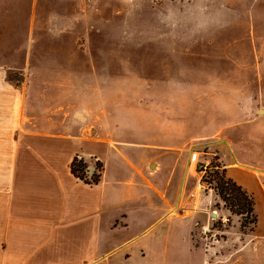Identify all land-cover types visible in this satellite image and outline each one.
Returning a JSON list of instances; mask_svg holds the SVG:
<instances>
[{
    "label": "rangeland",
    "instance_id": "rangeland-1",
    "mask_svg": "<svg viewBox=\"0 0 264 264\" xmlns=\"http://www.w3.org/2000/svg\"><path fill=\"white\" fill-rule=\"evenodd\" d=\"M261 7L264 0H0L4 81L76 89L77 161L87 179L104 165L101 186H69L76 200L110 196L138 176L152 182L157 200L175 201L183 191L199 204L181 221L167 212L172 221L130 246L168 230L180 250L190 246L182 240L193 223L191 245L211 249L207 261L264 264V29L254 13ZM200 165L252 173L243 183L251 189L254 226L226 208L208 179L197 190ZM186 206L177 201L172 209ZM122 210L127 231L89 238L81 224L58 239V254L49 243L37 261L53 264L58 256L80 264L78 247L92 244L99 254L152 224L151 217L141 221L140 208ZM201 254L183 264H201Z\"/></svg>",
    "mask_w": 264,
    "mask_h": 264
},
{
    "label": "crops",
    "instance_id": "crops-1",
    "mask_svg": "<svg viewBox=\"0 0 264 264\" xmlns=\"http://www.w3.org/2000/svg\"><path fill=\"white\" fill-rule=\"evenodd\" d=\"M254 10L264 29V7ZM4 77L0 71V258L4 256L6 259L7 254V264H44L37 261V255L48 250L46 245L50 243V250L58 254V239L66 234L73 236L75 227L81 224L87 225L89 238L127 231L129 219L122 213L126 207L140 208L144 214L141 221L146 224L151 217L152 224L124 242L115 241L99 254L94 249L92 251L91 241V246L78 247L73 253L80 258V264H183L184 257L186 260L188 255L198 252L202 253L201 264H246L207 261L211 249L191 245L193 223L189 233L184 234V239L182 237L183 242L190 239V246L180 250L171 246L168 230L155 232L142 245L130 246L156 225L165 220L172 221L166 218L167 212L181 221L184 216L171 213L172 205L177 201L178 204L191 205V208L199 204L196 200H189L188 195L183 196V191L175 201L157 200L152 182L138 176L135 178L138 182L130 179L125 182L128 189L110 193V196L103 193V197L95 201L76 200L69 188L72 183L89 188L101 186L104 174L103 165L100 180L93 185L85 184L71 174V163L77 159L76 112L73 107L76 89L13 85L5 82ZM232 167L235 165L222 167L227 177L244 190L251 191L249 184L243 183V178L252 180V173ZM130 187L139 188L142 194H134ZM110 210H118L111 219L106 217ZM16 238L18 240H13ZM162 238L166 244L156 245ZM64 261L61 263L58 256L51 260L53 264H69Z\"/></svg>",
    "mask_w": 264,
    "mask_h": 264
},
{
    "label": "trees",
    "instance_id": "trees-1",
    "mask_svg": "<svg viewBox=\"0 0 264 264\" xmlns=\"http://www.w3.org/2000/svg\"><path fill=\"white\" fill-rule=\"evenodd\" d=\"M85 168V164L74 159L71 163V174L85 184H97L100 180V171L97 175L92 174L87 179L84 174ZM207 179L213 183L212 190L217 192V196L230 212H235V214L239 216L245 214V220H248L247 217H249L251 220L249 224L251 226L255 225L256 217L254 216V201L252 196L246 190L237 185L230 178L226 177L225 171H219V168L216 166L209 168V171L206 172L205 180ZM209 184L212 186L211 183ZM235 208H237V211H235ZM249 230L251 231L252 229L249 228Z\"/></svg>",
    "mask_w": 264,
    "mask_h": 264
},
{
    "label": "built area",
    "instance_id": "built-area-1",
    "mask_svg": "<svg viewBox=\"0 0 264 264\" xmlns=\"http://www.w3.org/2000/svg\"><path fill=\"white\" fill-rule=\"evenodd\" d=\"M196 158H197V154L196 153H192L190 161L191 162H195L196 161ZM198 169H199V172L198 173L200 174V177H199V179L196 182V188H197V190H200V189H203V187L206 184L205 181H204V179H205L206 172L209 169H207V165H200L198 167ZM190 209H191L190 206H186L185 208H182L180 210V213H178V215H180V216H186V214L190 212ZM173 212H176V210H172L171 211V213H173Z\"/></svg>",
    "mask_w": 264,
    "mask_h": 264
},
{
    "label": "water",
    "instance_id": "water-1",
    "mask_svg": "<svg viewBox=\"0 0 264 264\" xmlns=\"http://www.w3.org/2000/svg\"><path fill=\"white\" fill-rule=\"evenodd\" d=\"M92 171V169H90V172Z\"/></svg>",
    "mask_w": 264,
    "mask_h": 264
}]
</instances>
